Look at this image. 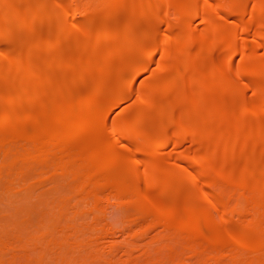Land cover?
Returning <instances> with one entry per match:
<instances>
[{"label":"bare ground","instance_id":"obj_1","mask_svg":"<svg viewBox=\"0 0 264 264\" xmlns=\"http://www.w3.org/2000/svg\"><path fill=\"white\" fill-rule=\"evenodd\" d=\"M0 264H264V0H0Z\"/></svg>","mask_w":264,"mask_h":264},{"label":"rangeland","instance_id":"obj_2","mask_svg":"<svg viewBox=\"0 0 264 264\" xmlns=\"http://www.w3.org/2000/svg\"><path fill=\"white\" fill-rule=\"evenodd\" d=\"M111 209V208H110ZM110 209H109V212H110ZM109 212H108V218L110 217L113 221H114V219L113 218H117V216H118V212L116 211V209L114 208L113 209V212H114V214H111L110 213V216H109ZM111 212H112V210H111ZM117 213V214H116ZM111 219H109L110 221H111Z\"/></svg>","mask_w":264,"mask_h":264}]
</instances>
